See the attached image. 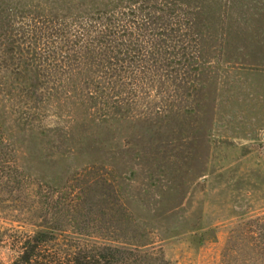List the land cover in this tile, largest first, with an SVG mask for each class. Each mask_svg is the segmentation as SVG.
<instances>
[{"label": "rangeland", "instance_id": "374dc122", "mask_svg": "<svg viewBox=\"0 0 264 264\" xmlns=\"http://www.w3.org/2000/svg\"><path fill=\"white\" fill-rule=\"evenodd\" d=\"M209 1L171 5L183 10L165 28L169 55L149 62L159 68L89 90L60 66L17 78L20 59L65 63L79 30L44 0H0V131L19 167L6 155L0 175H23L0 187V264L56 220L61 239L136 264H264V0ZM43 20L38 42L22 35ZM62 27L70 38L44 40Z\"/></svg>", "mask_w": 264, "mask_h": 264}, {"label": "trees", "instance_id": "16d2710c", "mask_svg": "<svg viewBox=\"0 0 264 264\" xmlns=\"http://www.w3.org/2000/svg\"><path fill=\"white\" fill-rule=\"evenodd\" d=\"M44 1L51 4V9H46V11H52L59 15V19L60 14L64 19L71 17L72 29L80 31H76V35L80 37L76 36L72 41V44L76 45L72 51L76 53L70 56L69 59L66 57L65 63L62 58V64L54 63L57 60L53 59V57H46L45 60H33V57L20 59L12 64L14 66L12 71L20 79V71L27 72L29 66L31 69L34 67L37 70L36 72L51 73L50 75L57 73L56 68L60 66L64 70L76 73V75H73L76 89L84 86L89 90L90 88L99 90L104 86L108 89L120 88L121 90L123 88L121 80L124 79L123 69L139 72V74L144 76L151 72L150 69L159 68V66L149 62L167 58L169 55V45H167L169 34L166 33L165 28L171 25L169 23L170 19L179 21L180 16L176 14V10H183L174 9L176 4L182 0ZM194 1L203 2L204 0ZM208 1L206 0V2ZM171 5L174 7L173 9H171ZM1 7L2 5L0 4ZM40 9L42 13L46 12L44 9ZM52 12H48V15ZM189 13H194L197 16L200 13V7L188 9L185 12V16ZM123 18L129 23L128 26L121 25ZM2 20L3 18L0 17V25ZM43 23L44 20L41 24H30L28 29H23L22 35L24 37L26 35L32 36L38 42V36L41 33V28L38 25L44 26L45 24ZM67 28L62 27L61 29L50 30L43 28L46 34L51 32V36H44V40L47 42L51 38V41H53L52 39L55 36V40L58 43L67 36L70 38V33L73 30ZM38 29H40V32ZM126 31L128 33L125 34ZM134 31H137V34H133L134 37H132L131 33ZM177 32L179 33V31ZM125 35L126 37L128 36V41H126ZM147 35L149 38L145 39L146 42L141 40V43H139L138 40L140 39L138 38H145ZM58 36L60 39H56ZM175 36L178 38L180 35L175 33ZM32 37L30 40H32ZM76 38L79 39L76 40ZM127 42L128 44H126ZM143 42L149 43L146 48L140 45L144 44ZM52 43L54 44L55 42ZM62 46L65 47L63 44ZM183 49L185 48L181 50ZM20 57L23 58V56ZM143 59L144 64H147L145 67L139 63ZM168 67H170V64L162 65L161 70L166 71ZM2 77L0 75V80ZM119 83L120 86L117 85ZM90 97V99L93 97L91 93ZM1 133L0 131V166H2V158L7 155L11 164V171H15L12 172L15 174L19 168L16 163L15 151L11 144L8 143V140L1 138ZM22 176L21 173L18 175L7 173L6 177L0 175V187L5 184L7 188L14 186L19 188V184L22 183L20 178ZM4 180L6 182H3ZM60 233H62L61 225L58 220L47 226L44 224L38 226L33 236H30L21 244V252L12 264H136L137 256L129 250L108 245L80 248L72 244V238L76 236L70 235L68 239H61L62 234ZM59 239L62 241L60 242Z\"/></svg>", "mask_w": 264, "mask_h": 264}, {"label": "water", "instance_id": "95a60500", "mask_svg": "<svg viewBox=\"0 0 264 264\" xmlns=\"http://www.w3.org/2000/svg\"><path fill=\"white\" fill-rule=\"evenodd\" d=\"M262 140L264 141V134H262Z\"/></svg>", "mask_w": 264, "mask_h": 264}]
</instances>
